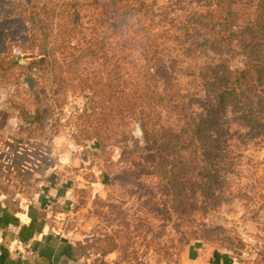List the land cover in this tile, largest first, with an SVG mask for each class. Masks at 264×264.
Listing matches in <instances>:
<instances>
[{"label": "rangeland", "instance_id": "rangeland-1", "mask_svg": "<svg viewBox=\"0 0 264 264\" xmlns=\"http://www.w3.org/2000/svg\"><path fill=\"white\" fill-rule=\"evenodd\" d=\"M243 2L236 7L241 17L247 10ZM30 7L27 0H0V124L17 131L19 142L28 146L22 161L40 170L42 183L65 186L55 225L76 243L83 263L213 264L219 253L228 255L231 264H264V126L244 120L239 111L237 119L236 111L227 109L231 162L214 186L217 200L201 198L204 209L194 211L182 193L162 188L160 149L145 138L139 117L124 108V69L114 58L116 51L123 54L124 44L114 51L110 41L118 39L110 36L106 14L87 7L71 32L56 33L58 88L52 86L50 66L44 71L29 65L34 54ZM162 8L171 11V18L182 10L176 0H158L155 9ZM51 21L57 29L59 19ZM58 29L59 34L64 31ZM82 49L92 53L71 62V54L80 56ZM258 52L241 48L237 41L229 49H205L197 59H175L176 64L163 53L172 68L152 69L153 80L166 90L195 92L188 66L206 64L222 76L244 68ZM25 77L36 80L31 88ZM197 92L205 95L202 89ZM116 97L119 104L112 100ZM37 108L43 115L52 113L44 118L41 113L40 122L32 123ZM157 108L161 126L179 131L188 117L207 115L205 101L190 102L184 114L173 103ZM52 174L54 181H48ZM28 183L18 182L17 187Z\"/></svg>", "mask_w": 264, "mask_h": 264}, {"label": "trees", "instance_id": "trees-1", "mask_svg": "<svg viewBox=\"0 0 264 264\" xmlns=\"http://www.w3.org/2000/svg\"><path fill=\"white\" fill-rule=\"evenodd\" d=\"M27 1L31 4L30 45L34 48L29 65L44 71L50 66L48 74L53 79L52 86L60 84L56 78L61 66L53 56L58 35L66 36L71 32L80 22L82 10L87 7H99L106 14V21L110 20V36L118 39L116 43L110 41L115 45L114 51L119 44H124L123 54L119 56L118 51L114 54L116 63L124 69V108L139 117L145 138L160 149L162 188L177 196L182 193L187 206L194 211L204 209L201 198L216 201L214 186L220 182L224 165L231 162L227 148L230 140L227 109H234L236 116L241 114L239 112L244 114L235 117L237 119L241 117L258 127L264 126V116L261 115L264 112V0H176L182 8L176 18H171V11L166 8L156 11L158 0ZM239 2L247 6L244 17L236 12ZM54 17L59 19L55 30L51 21ZM67 19L70 24H65ZM58 28L64 31L59 34ZM237 41H240L241 48L259 50L253 53L254 61L248 62L244 68L225 71L222 76L215 67L206 64L198 66L196 63L186 68L192 87L197 91L202 89L204 96L197 91L186 94L172 88L168 94L170 90L160 88L153 80L152 69L171 70L167 59L172 64L181 57L197 59V54H202L205 49H229ZM66 48L72 49L73 46L67 45ZM81 53L78 58L71 54V62L83 59L92 51L82 49ZM163 53L169 58L166 59ZM117 74L115 70L116 77ZM127 86L131 89L127 90ZM112 100L119 104L118 97ZM193 101H205L206 116L188 117L185 129L181 131L170 125L161 126L158 104L173 103L179 112H183ZM47 112L43 115L37 108L31 122L39 123L41 118L52 113L51 110Z\"/></svg>", "mask_w": 264, "mask_h": 264}, {"label": "crops", "instance_id": "crops-1", "mask_svg": "<svg viewBox=\"0 0 264 264\" xmlns=\"http://www.w3.org/2000/svg\"><path fill=\"white\" fill-rule=\"evenodd\" d=\"M15 133L0 124V264H84L76 243L55 225L65 186L54 181V174L48 179L54 182L42 183L40 170L23 163L29 148ZM25 180L27 185L17 187ZM212 260L232 263L228 255H213Z\"/></svg>", "mask_w": 264, "mask_h": 264}, {"label": "water", "instance_id": "water-1", "mask_svg": "<svg viewBox=\"0 0 264 264\" xmlns=\"http://www.w3.org/2000/svg\"><path fill=\"white\" fill-rule=\"evenodd\" d=\"M24 82L31 88L34 85V83L36 82V80L32 77H25ZM96 144H97V142H96Z\"/></svg>", "mask_w": 264, "mask_h": 264}]
</instances>
